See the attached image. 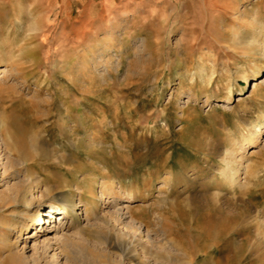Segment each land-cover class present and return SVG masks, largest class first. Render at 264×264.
Wrapping results in <instances>:
<instances>
[{"label": "rangeland", "instance_id": "374dc122", "mask_svg": "<svg viewBox=\"0 0 264 264\" xmlns=\"http://www.w3.org/2000/svg\"><path fill=\"white\" fill-rule=\"evenodd\" d=\"M54 2L0 0V264H264V0Z\"/></svg>", "mask_w": 264, "mask_h": 264}, {"label": "bare ground", "instance_id": "6f19581e", "mask_svg": "<svg viewBox=\"0 0 264 264\" xmlns=\"http://www.w3.org/2000/svg\"><path fill=\"white\" fill-rule=\"evenodd\" d=\"M70 7H71L70 2H68V4L65 5V8L67 9L66 11H68L69 13L71 12ZM0 78H1V76H0ZM223 160L227 162V158L226 157H224ZM248 168L249 167H247V169ZM236 169H234L230 165V167H228V171L223 173L224 177L227 180L232 182V187H235V185L246 186L248 184V180L245 181V182H241V181L237 180L238 176H239V173L241 172V170H243V168L241 167L238 170H236ZM170 174H171L170 176L173 177L172 176L173 173H170ZM168 182H169V179L166 178L164 180V183L168 184ZM111 195L112 196H110V198H107L108 202H112V201H110V199L112 197L114 199H116L115 198L116 197L115 196L116 193L114 191L111 192ZM129 198L132 199L133 197L129 196ZM206 198H207V200L211 201V203H210V207L211 208L210 207L208 208V205L206 203L205 204H203L202 202L200 203L198 198L195 199V202H199L198 204L196 203L198 205V207H205L206 206V208H208L210 211H212V212L209 211V215H206V219L209 220L210 216H213L215 213H218V211H221V207H220V205L218 203V193L214 192V193H211V194H207ZM129 206L130 205H126L125 207H121V208L118 209V212H117L118 214H117V217H116V220H115L117 225L122 224L125 219L129 218V212H130V207ZM51 207H53V208L55 207L57 210H59V213L64 214V215H68L69 211H70V207L65 201H62V203H60V205H58V206H54L53 204H51ZM76 208L77 207L75 205L72 206V210L71 211L73 212V214H78ZM52 214H51V216H52ZM35 220H36V222H33L31 225L37 224L41 220L40 216L35 218ZM54 224L55 225H53V227H55V228L59 227L56 222ZM128 227H133V225H128ZM101 236H102L103 239H102V242L100 244L110 243L111 240H112V239L109 238L110 236H108V237H105L103 235H101ZM101 236H99V237H101ZM58 237H59L58 240L60 241V244H62V246L65 249L66 248L76 249V253H80L87 261H90V262L92 261L94 264H96V262L97 263H99V262L101 263L103 257H107V258L111 257V253H110L111 251H107L105 248L91 249L90 246L87 244V242L82 240V237L76 238V237H70V236H66V235L58 236ZM51 245H53L52 242L48 241L47 242V246L51 247ZM40 257H41V260H42L43 256L41 255ZM40 257L36 258L34 260L33 264H43L41 262V260H40ZM105 261H107V260H105ZM44 264H54V262L45 261ZM67 264H68V262H67ZM72 264H74V263H72Z\"/></svg>", "mask_w": 264, "mask_h": 264}, {"label": "crops", "instance_id": "0c3cea01", "mask_svg": "<svg viewBox=\"0 0 264 264\" xmlns=\"http://www.w3.org/2000/svg\"><path fill=\"white\" fill-rule=\"evenodd\" d=\"M43 0H35V2H41ZM55 2V8L58 7H62L64 5H67L68 2H70V5L72 6L75 2L81 4L83 7L87 6L91 8V11L95 8H99V6L101 5H109L112 6L113 4H115L116 0H54ZM135 3H139V2H147V1H151V2H156L158 0H135ZM172 1V0H171ZM173 1H178V0H173ZM181 1H187V0H181ZM224 2V0H218V4H222Z\"/></svg>", "mask_w": 264, "mask_h": 264}]
</instances>
